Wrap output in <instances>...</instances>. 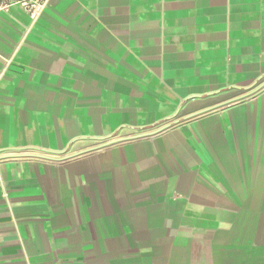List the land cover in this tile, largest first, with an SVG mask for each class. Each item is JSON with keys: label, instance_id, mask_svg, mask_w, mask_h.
<instances>
[{"label": "crops", "instance_id": "obj_1", "mask_svg": "<svg viewBox=\"0 0 264 264\" xmlns=\"http://www.w3.org/2000/svg\"><path fill=\"white\" fill-rule=\"evenodd\" d=\"M0 264H264V0L1 11Z\"/></svg>", "mask_w": 264, "mask_h": 264}, {"label": "built area", "instance_id": "obj_2", "mask_svg": "<svg viewBox=\"0 0 264 264\" xmlns=\"http://www.w3.org/2000/svg\"><path fill=\"white\" fill-rule=\"evenodd\" d=\"M49 0H0V12L13 7L23 9L31 16H37Z\"/></svg>", "mask_w": 264, "mask_h": 264}]
</instances>
